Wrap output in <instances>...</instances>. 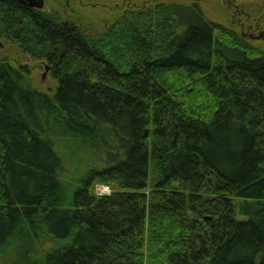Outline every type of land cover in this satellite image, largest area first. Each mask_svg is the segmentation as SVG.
I'll return each instance as SVG.
<instances>
[{"label": "trees", "instance_id": "obj_1", "mask_svg": "<svg viewBox=\"0 0 264 264\" xmlns=\"http://www.w3.org/2000/svg\"><path fill=\"white\" fill-rule=\"evenodd\" d=\"M1 41L56 83L0 59L10 264H264V49L194 0L130 4L95 37L0 0Z\"/></svg>", "mask_w": 264, "mask_h": 264}, {"label": "rangeland", "instance_id": "obj_2", "mask_svg": "<svg viewBox=\"0 0 264 264\" xmlns=\"http://www.w3.org/2000/svg\"><path fill=\"white\" fill-rule=\"evenodd\" d=\"M44 11L58 17L60 20L78 22L85 28L89 36H97L105 28L113 14H122L124 7L131 5H144L155 0H45ZM177 1V0H176ZM199 1L206 16L235 30L252 45L264 49V0H194ZM118 8V9H117ZM119 10V11H118ZM0 59H7L12 65L25 64L28 66L33 86L42 92L51 93L56 83L51 78L50 71L46 70L44 61L32 60L22 55L17 46L10 42L1 41ZM70 146H68L69 148ZM74 154V153H72ZM76 160L75 168L70 167L66 174L71 177L77 173L80 160L87 155L73 156ZM80 159V160H79ZM72 173V174H70ZM106 185L96 184L95 193L100 187ZM113 187L109 190H113ZM9 254L0 255V264H10Z\"/></svg>", "mask_w": 264, "mask_h": 264}, {"label": "water", "instance_id": "obj_3", "mask_svg": "<svg viewBox=\"0 0 264 264\" xmlns=\"http://www.w3.org/2000/svg\"><path fill=\"white\" fill-rule=\"evenodd\" d=\"M21 4L31 7V8H42L43 7V1L42 0H19ZM49 70V67L46 66V70ZM147 133V131H145Z\"/></svg>", "mask_w": 264, "mask_h": 264}, {"label": "built area", "instance_id": "obj_4", "mask_svg": "<svg viewBox=\"0 0 264 264\" xmlns=\"http://www.w3.org/2000/svg\"><path fill=\"white\" fill-rule=\"evenodd\" d=\"M96 194L97 195H108V194H110L109 187L104 186L103 188L102 187L98 188V190L96 191Z\"/></svg>", "mask_w": 264, "mask_h": 264}, {"label": "flooded vegetation", "instance_id": "obj_5", "mask_svg": "<svg viewBox=\"0 0 264 264\" xmlns=\"http://www.w3.org/2000/svg\"><path fill=\"white\" fill-rule=\"evenodd\" d=\"M19 3H20V1L19 0H17ZM43 1V7L42 8H40V9H38V8H31V7H27V6H25V5H23V4H21V5H23L24 7H26V8H29V9H33V10H38V11H42V12H46V11H44V7H45V4H46V1L45 0H42ZM47 13V12H46ZM48 14V13H47ZM2 46V43L0 42V47ZM48 70V69H47ZM50 71V70H49Z\"/></svg>", "mask_w": 264, "mask_h": 264}]
</instances>
